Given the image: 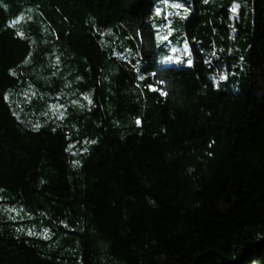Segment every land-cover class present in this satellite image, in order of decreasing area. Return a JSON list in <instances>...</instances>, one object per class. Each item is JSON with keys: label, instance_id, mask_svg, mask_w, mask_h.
Instances as JSON below:
<instances>
[{"label": "trees", "instance_id": "16d2710c", "mask_svg": "<svg viewBox=\"0 0 264 264\" xmlns=\"http://www.w3.org/2000/svg\"><path fill=\"white\" fill-rule=\"evenodd\" d=\"M251 6L230 53L242 2L191 0L192 64L176 66L158 60L156 0H0V264H264V0ZM210 51L216 67L244 57L238 91Z\"/></svg>", "mask_w": 264, "mask_h": 264}, {"label": "rangeland", "instance_id": "374dc122", "mask_svg": "<svg viewBox=\"0 0 264 264\" xmlns=\"http://www.w3.org/2000/svg\"><path fill=\"white\" fill-rule=\"evenodd\" d=\"M244 7L243 12V32H241L240 36L237 38V43L235 47L230 49V53H235V48L238 50H241L246 43V38L249 36V30L252 29V21H253V8L251 6V0H240ZM171 5L173 4H180L182 7L180 8H174L172 9V13L174 15V18H172L173 22V30L176 32V35L172 41V44L168 45L167 42L164 39L162 28L164 27V24L162 22V16L164 9L167 7L164 5H161L159 0H156V10L154 17L151 20V25L156 30V36H157V42L159 46L158 50V60L160 64L163 65H176V66H183V65H191L192 64V58H191V45L189 41L184 38V23L187 15L190 12V9L188 7L189 4H191V0H170ZM234 5H239L238 3H235ZM233 8V7H232ZM238 11V9H237ZM237 11L234 13L231 9V16L229 20H225L227 24H232L237 14ZM245 30L247 32H245ZM237 29L235 27H232L230 29V35L231 37H234L236 35ZM241 53V51L237 52ZM218 54H216V51L208 52L206 53V62L208 63L209 67L213 66V69L211 71V77L213 79L217 78L215 71L221 69L219 79H215L216 82L218 80H224L221 79V77L230 78L229 84L231 85V89L234 91L239 90V86L236 84L238 80H240L241 75L243 73V70L246 66V62L244 60L243 56H240L238 59L231 58V60H223V65L221 67H216L218 65V60H214L215 57H217ZM189 61L191 63L189 64ZM240 68V69H239ZM228 69H230V72H228ZM250 264H259L258 261H253Z\"/></svg>", "mask_w": 264, "mask_h": 264}, {"label": "snow or ice", "instance_id": "6c2138e0", "mask_svg": "<svg viewBox=\"0 0 264 264\" xmlns=\"http://www.w3.org/2000/svg\"><path fill=\"white\" fill-rule=\"evenodd\" d=\"M205 2H207V0H205ZM173 7H176V8H180V7H182V5H180V4H175V5H173ZM238 7H239V5H234L233 6V8H232V11L235 13L236 11H237V9H238ZM191 63V61H189V64ZM225 77H221V79H224ZM139 123H140V121H139V119L137 120V124L139 125Z\"/></svg>", "mask_w": 264, "mask_h": 264}]
</instances>
